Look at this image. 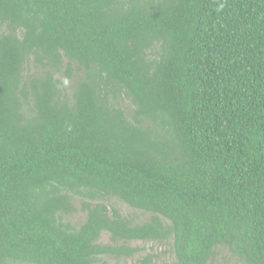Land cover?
<instances>
[{"label": "trees", "instance_id": "trees-1", "mask_svg": "<svg viewBox=\"0 0 264 264\" xmlns=\"http://www.w3.org/2000/svg\"><path fill=\"white\" fill-rule=\"evenodd\" d=\"M132 243L264 264V0H0V264Z\"/></svg>", "mask_w": 264, "mask_h": 264}, {"label": "rangeland", "instance_id": "rangeland-1", "mask_svg": "<svg viewBox=\"0 0 264 264\" xmlns=\"http://www.w3.org/2000/svg\"><path fill=\"white\" fill-rule=\"evenodd\" d=\"M111 204L119 209L124 215L130 216L133 221L141 223L144 219V216L136 211L130 210L127 207L117 203L111 202ZM82 217L81 213H77L74 217H69L68 221L76 224ZM101 243L107 244L109 242L107 235H103L100 239ZM133 248H138L139 252L133 258H104L105 263L107 264H136L139 260L144 257L151 259L153 264H173V259L163 246H158L155 244H141V243H132ZM166 250V252H164ZM208 264H241L237 258H234L232 254L227 249H221L214 259Z\"/></svg>", "mask_w": 264, "mask_h": 264}]
</instances>
